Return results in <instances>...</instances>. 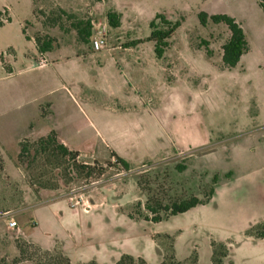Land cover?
<instances>
[{
	"label": "rangeland",
	"instance_id": "rangeland-1",
	"mask_svg": "<svg viewBox=\"0 0 264 264\" xmlns=\"http://www.w3.org/2000/svg\"><path fill=\"white\" fill-rule=\"evenodd\" d=\"M263 7L264 0H0V108L7 110L0 119L7 121L0 130V206L14 212L12 234L71 264H115L122 255L161 264L171 251L185 264H213L223 243L221 264H264V237L257 236L264 223ZM108 11L119 14L118 27L107 24ZM202 12L226 14L243 28L249 49L234 67L221 59L227 26L201 22ZM51 14L62 29L43 24ZM155 14L180 22L160 59L151 43L134 42L149 35ZM79 19L91 21L92 35L104 33L100 51L78 39L70 25ZM46 32L63 43L59 62L22 73L28 63L35 67L34 40ZM42 128L27 139L53 132L79 151L77 161L101 164V174L70 180L62 172L57 179L60 169H40L57 188L34 191L15 166L17 140L19 132ZM177 163L186 169L177 171ZM211 189L204 204L159 222L129 217L137 209L146 214L148 197L165 204L203 199ZM52 199L68 202L66 225L43 204ZM13 239L4 249L10 259Z\"/></svg>",
	"mask_w": 264,
	"mask_h": 264
},
{
	"label": "trees",
	"instance_id": "trees-1",
	"mask_svg": "<svg viewBox=\"0 0 264 264\" xmlns=\"http://www.w3.org/2000/svg\"><path fill=\"white\" fill-rule=\"evenodd\" d=\"M263 6V5H262ZM264 8V7H263ZM60 13L66 18H70L71 14L65 13L63 10H60ZM201 22H205L209 18L214 23H223L227 26L229 30V37L222 45V63L224 66L231 68L234 67L242 55H244L248 49L249 45L241 25L231 16L226 14H212L207 16L206 13L199 14ZM107 24L110 27L116 28L120 25V16L115 11H108L106 14ZM59 16L54 18L51 14V19L49 22L43 24L50 26H58L62 29V24L59 22ZM180 22L175 21L171 22L167 20L162 14H155L153 19L149 22L150 33L147 37L143 39H138L134 41L137 43L149 42L153 45L154 53L156 58H162L167 49L171 45V37L176 28L179 26ZM71 28L74 29L77 33L78 39L86 43L89 42V39L92 35V24L89 19L83 20L79 19L71 23ZM66 33L67 30L63 29ZM55 38L49 35V33H44L42 37H35V47L38 52L47 53L53 47ZM78 153L77 151L68 149L65 145L60 143L53 132L49 133L46 137H40L36 140L23 139L19 142V151L17 154V159L15 165L21 169L23 172H26L25 179L27 184L36 191L37 186L45 187L48 189L57 188V179L62 176V172H65V176H69L70 180H73L77 175H81L84 178L92 177L94 175L101 174L103 166L97 161L92 163L90 162H79L77 161ZM112 158H116V162L121 164L125 170H129L127 163L115 155L111 154ZM63 164H67L66 167L62 169ZM1 165V160H0ZM107 165H111V161H107ZM48 167H51L52 170L55 169L59 172L55 174V179L53 182L50 180H45V173L40 171H47ZM97 168L99 170H97ZM102 169V170H101ZM175 169L179 172H182L186 169V166L177 163ZM64 177V176H63ZM55 183V184H54ZM213 194V189L210 190L209 195L205 196L203 199L198 198L195 195H192L188 198L174 199L169 200L167 203H162L160 199H155L148 197L144 204L146 214L137 209V216L134 217L129 214L131 218H144L145 220H150L153 222H159L164 218H167L171 215H176L183 213L197 205L204 204L208 201L209 197ZM139 207V204H137ZM260 226V231L257 232L258 237H264V223L257 225ZM15 233V232H12ZM14 236V245L17 250L16 256L12 259L9 258L6 250L0 254V264H71L69 258L64 256L61 252L53 253L49 250L40 248L30 242L27 239L19 237L20 235ZM214 246V244H212ZM221 248V255L218 256L215 251H213V264H221V258L227 255L226 245H218ZM172 247V245H171ZM170 247V248H171ZM169 259L171 263L175 264H185V262L177 261L173 254V251L169 253L168 256H165L161 264H165V260ZM145 264L144 261L140 258L134 259L130 255H122L115 264ZM85 264H97L94 261H90ZM190 264H196V258Z\"/></svg>",
	"mask_w": 264,
	"mask_h": 264
},
{
	"label": "crops",
	"instance_id": "crops-1",
	"mask_svg": "<svg viewBox=\"0 0 264 264\" xmlns=\"http://www.w3.org/2000/svg\"><path fill=\"white\" fill-rule=\"evenodd\" d=\"M62 42V41H61ZM61 42H59V40L58 41H55L54 43H53V47H52V49L50 50V51H48L47 53H45V55L47 56V58H48V60H49V64L46 66V67H43V68H29V66L31 65L30 63H28V65L26 66V68L23 70V72L22 73H30L31 71H34V70H40V69H44V68H47V67H51V66H53V64L52 63H55V62H59L58 60H60V53H59V48H60V46H62L63 45V43H61ZM34 45H35V42H34ZM88 45L90 46L91 45V43H89L88 42ZM91 47V46H90ZM128 49H129V47H128ZM101 50V49H100ZM100 50H93V51H100ZM38 51H37V49H36V47H35V50H34V53L33 54H31L29 57V59H31L30 61L33 63L34 62V60L36 59V57H37V55H38ZM53 57V58H52ZM55 57H59V59L58 60H54V58ZM57 63H55V65H57ZM11 76H12V72L10 73V74H8V76H6V78H11ZM22 92H24L26 89H22L23 88V86H19L18 87ZM28 88H30V89H32L31 87H29L28 86ZM69 97L71 98V99H73V96L71 95V93H69ZM75 102H76V100L75 99H73ZM20 105H18L17 107H16V110H18V107H19ZM6 113H7V110H5V109H2V108H0V119H2L5 115H6ZM28 111H24V113L22 114V118H21V115L19 116L20 117V120H18L19 122H22V123H24V120L28 117ZM23 119V120H22ZM6 124H7V121H0V130L2 131V130H4V129H6L7 128V126H6ZM45 128V127H44ZM43 130V128L42 129H40L39 131H36V133H34V135H32V134H29L28 135V133L26 134L24 131H22V132H19V129L17 130L19 133V135H18V140H17V142H18V145H19V142L21 141V140H23V139H25V138H29V137H34V138H37V137H39L40 135H42V131ZM41 131V132H40ZM43 133H45V132H43ZM32 135V136H31ZM68 149H70V150H74V149H71V147H69V146H67V145H65ZM74 151H76V150H74ZM77 153H78V157L80 158L81 157V155L79 154V151H77ZM85 161H87V160H83V162H85ZM16 166V165H15ZM17 167V166H16ZM0 168H1V172L4 174V171L6 170V167H5V165H4V163H2V160H1V165H0ZM18 168V167H17ZM18 170H19V173H20V175L24 178V174H23V172H22V170L21 169H19L18 168ZM7 178V177H6ZM8 179V178H7ZM9 180V179H8ZM10 181V180H9ZM12 184L14 183V182H12V181H10ZM15 185H17L16 183H15ZM31 190V189H30ZM27 193H30L29 191L27 192ZM43 204H45L46 206H47V208L55 215V211H57L59 214H60V216H61V218H62V221H60L59 219V221L61 222V223H63V225H66L67 224V219H66V216H65V213L67 212V211H69V209H70V206L68 205V202L66 201V200H64V199H52V200H50V201H47V202H45V203H43ZM1 207V206H0ZM1 208H3V209H6V208H4L3 206L1 207ZM36 223H35V226H33V228H35L36 227ZM17 230H19V229H17ZM12 232H15V233H17V231L15 230V229H9L8 227H7V225L5 224V222L4 221H2V220H0V254H2V252H3V250L6 248L7 249V246H8V243L7 242H10L9 240H8V237L9 236H11L10 234L12 233ZM6 252L8 253V250H6Z\"/></svg>",
	"mask_w": 264,
	"mask_h": 264
},
{
	"label": "built area",
	"instance_id": "built-area-1",
	"mask_svg": "<svg viewBox=\"0 0 264 264\" xmlns=\"http://www.w3.org/2000/svg\"><path fill=\"white\" fill-rule=\"evenodd\" d=\"M97 36L92 35L91 37V45L94 50H100L101 47L105 44L104 42V33L99 30ZM34 66L36 68H43L49 64V60L45 53L39 52L36 59L34 60ZM13 211L10 209H2L0 208V220L4 221L9 229L17 228V221L13 217Z\"/></svg>",
	"mask_w": 264,
	"mask_h": 264
},
{
	"label": "water",
	"instance_id": "water-1",
	"mask_svg": "<svg viewBox=\"0 0 264 264\" xmlns=\"http://www.w3.org/2000/svg\"><path fill=\"white\" fill-rule=\"evenodd\" d=\"M55 216H56L60 221H62V218H61L60 214H59L57 211H55Z\"/></svg>",
	"mask_w": 264,
	"mask_h": 264
}]
</instances>
